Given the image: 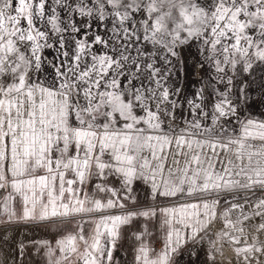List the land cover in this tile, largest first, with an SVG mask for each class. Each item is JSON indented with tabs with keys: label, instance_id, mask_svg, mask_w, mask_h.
Masks as SVG:
<instances>
[{
	"label": "snow or ice",
	"instance_id": "snow-or-ice-1",
	"mask_svg": "<svg viewBox=\"0 0 264 264\" xmlns=\"http://www.w3.org/2000/svg\"><path fill=\"white\" fill-rule=\"evenodd\" d=\"M226 247L264 264V0H0V264Z\"/></svg>",
	"mask_w": 264,
	"mask_h": 264
},
{
	"label": "rangeland",
	"instance_id": "rangeland-1",
	"mask_svg": "<svg viewBox=\"0 0 264 264\" xmlns=\"http://www.w3.org/2000/svg\"><path fill=\"white\" fill-rule=\"evenodd\" d=\"M71 225L61 224V223H55L50 227L47 228H37L33 226L28 225H21L19 235L17 236V239L24 240L27 239L29 241L31 240H50L53 241L55 239L60 238V234L64 233L71 229ZM131 246L132 241L128 240L124 242V249L120 252V257L124 260H130L131 259ZM159 242L157 241L155 243V247L159 248ZM231 258V252L226 247L225 248V255L221 258L218 257V264H229V260ZM195 257L192 258L190 261L189 256L185 254L183 256V259L181 261V264H192V261H195ZM200 264H203V261L205 260V255L203 252L200 253ZM27 264V262H26Z\"/></svg>",
	"mask_w": 264,
	"mask_h": 264
},
{
	"label": "bare ground",
	"instance_id": "bare-ground-1",
	"mask_svg": "<svg viewBox=\"0 0 264 264\" xmlns=\"http://www.w3.org/2000/svg\"><path fill=\"white\" fill-rule=\"evenodd\" d=\"M19 235V234H18Z\"/></svg>",
	"mask_w": 264,
	"mask_h": 264
}]
</instances>
